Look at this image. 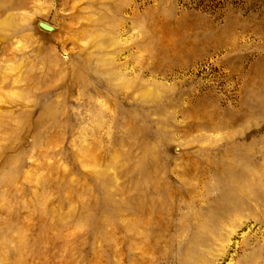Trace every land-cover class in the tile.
<instances>
[{
  "label": "rangeland",
  "instance_id": "obj_1",
  "mask_svg": "<svg viewBox=\"0 0 264 264\" xmlns=\"http://www.w3.org/2000/svg\"><path fill=\"white\" fill-rule=\"evenodd\" d=\"M0 264H264V0H0Z\"/></svg>",
  "mask_w": 264,
  "mask_h": 264
},
{
  "label": "bare ground",
  "instance_id": "obj_2",
  "mask_svg": "<svg viewBox=\"0 0 264 264\" xmlns=\"http://www.w3.org/2000/svg\"><path fill=\"white\" fill-rule=\"evenodd\" d=\"M163 28H166L167 32H168V34L164 36L166 47H168V49L170 51L177 52L179 50V48L181 47V44H179L178 42L172 40L173 33L176 32L177 34H179V35H177L179 37L183 36L184 33L181 31L180 28L173 29V27H170V25L168 23L163 25L162 29ZM177 44H179V45H177Z\"/></svg>",
  "mask_w": 264,
  "mask_h": 264
},
{
  "label": "water",
  "instance_id": "obj_3",
  "mask_svg": "<svg viewBox=\"0 0 264 264\" xmlns=\"http://www.w3.org/2000/svg\"><path fill=\"white\" fill-rule=\"evenodd\" d=\"M41 24H42L44 27L50 28V25H48V24L45 23V22H41Z\"/></svg>",
  "mask_w": 264,
  "mask_h": 264
}]
</instances>
